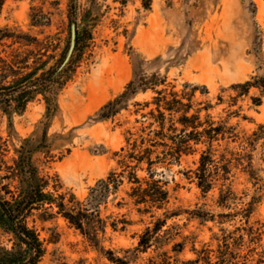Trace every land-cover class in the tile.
<instances>
[{"label":"rangeland","instance_id":"rangeland-1","mask_svg":"<svg viewBox=\"0 0 264 264\" xmlns=\"http://www.w3.org/2000/svg\"><path fill=\"white\" fill-rule=\"evenodd\" d=\"M72 24L75 47L60 69ZM262 76L264 0H4L0 177L27 156L49 180L45 192L57 185L85 201L120 171L116 153L148 125L156 91L177 93L189 114L225 132L192 145L177 164L154 167L168 192L160 209L135 206L124 182L100 204L105 227L96 236L61 217L37 221L38 264H264V93L236 88ZM130 82L137 91L99 119ZM207 150L204 192L197 173ZM9 239L0 232V247L10 249Z\"/></svg>","mask_w":264,"mask_h":264},{"label":"trees","instance_id":"trees-1","mask_svg":"<svg viewBox=\"0 0 264 264\" xmlns=\"http://www.w3.org/2000/svg\"><path fill=\"white\" fill-rule=\"evenodd\" d=\"M3 3L4 0H0V9ZM133 84L130 82L122 95L100 110L99 119L105 120L117 113L119 102L137 91L138 88H133ZM152 85V89H155V84ZM251 87H257L264 93V76L236 86L242 93L248 92ZM259 101L257 100V103ZM153 104L155 108L144 116L149 121L148 125L141 128L139 133H129L125 146L116 153L120 171L115 169L106 179L100 180L85 201L78 200L73 193L58 192L60 187L57 185L53 192H45L49 180L39 177L29 157L19 156L14 168L9 171L12 177H0V232L9 236L12 242L10 249L0 247V264L39 263L44 250L36 228L37 221L45 223L61 217L81 232L88 226L93 236H96L105 227V222L99 214L100 204L105 202L111 193H116L124 182L130 186L127 196L135 206L142 205L144 209L162 208L168 202V192L161 185V180L154 179V167L179 163L183 155L193 152L192 145L202 142L211 144L219 135L224 139L222 126L200 122L197 114H189L192 105L190 102L183 103L177 93L156 91ZM206 123L207 127H203ZM177 125H180V128ZM200 128L202 130H199ZM211 162L209 150L203 151L197 178L198 186L204 192L210 186L206 172ZM143 169L147 177L140 178L137 171ZM5 179H16L19 186L12 191L8 184L2 183ZM139 243L144 248L148 244L143 237ZM110 260L116 264H125L119 259ZM149 262L171 264L167 257L160 262L154 259Z\"/></svg>","mask_w":264,"mask_h":264},{"label":"water","instance_id":"water-1","mask_svg":"<svg viewBox=\"0 0 264 264\" xmlns=\"http://www.w3.org/2000/svg\"><path fill=\"white\" fill-rule=\"evenodd\" d=\"M75 39H76V30H75V25L72 24L71 25V39H70V45H69V49H68V52H67V55H66V58L62 64V66L60 67V69L62 67H64L67 62L69 61L72 53H73V50H74V47H75Z\"/></svg>","mask_w":264,"mask_h":264}]
</instances>
